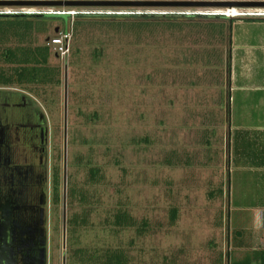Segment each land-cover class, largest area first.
Here are the masks:
<instances>
[{
    "label": "rangeland",
    "instance_id": "374dc122",
    "mask_svg": "<svg viewBox=\"0 0 264 264\" xmlns=\"http://www.w3.org/2000/svg\"><path fill=\"white\" fill-rule=\"evenodd\" d=\"M126 8L183 17L20 18L30 56L49 59L33 65L39 82L1 86L0 102L9 101L22 136L36 132L28 118L48 130L60 201L48 203L47 264H82L77 249L92 264L107 249H123L128 264H229L236 230L264 235L253 216L264 205V21L186 13L244 17L264 8ZM57 28L72 30L66 60L47 44ZM119 209L134 227L112 224ZM73 218L85 222L74 226ZM143 220L149 229L141 235ZM263 255L264 239L250 253Z\"/></svg>",
    "mask_w": 264,
    "mask_h": 264
},
{
    "label": "flooded vegetation",
    "instance_id": "af4514ba",
    "mask_svg": "<svg viewBox=\"0 0 264 264\" xmlns=\"http://www.w3.org/2000/svg\"><path fill=\"white\" fill-rule=\"evenodd\" d=\"M9 105L0 102V264H38L40 250L45 248L47 255L56 168L48 167L44 121L33 125L28 118V129L36 132L22 136Z\"/></svg>",
    "mask_w": 264,
    "mask_h": 264
},
{
    "label": "trees",
    "instance_id": "16d2710c",
    "mask_svg": "<svg viewBox=\"0 0 264 264\" xmlns=\"http://www.w3.org/2000/svg\"><path fill=\"white\" fill-rule=\"evenodd\" d=\"M15 18H13V17ZM30 15L26 14H0V60H3L6 64H9L10 67H3L0 66V86H10V85H28V79L34 76L33 82H39L37 75H39V67H34V63L36 65L41 63H48L49 54H40L37 55L36 53H31L30 56V48L28 49V35L26 36L24 33L28 31L24 30V24L21 22V17H27ZM80 16V15H79ZM122 16H130L134 18H142V24H146L148 20H155L157 18H167V19H176L180 16V14H132V15H122ZM243 16V15H242ZM118 17V16H115ZM198 17L197 15L188 16V18ZM226 18L229 20V24L234 23V21L239 20H248V21H264V16H257V15H244V17H226V16H215L214 18ZM13 18V19H12ZM24 18V19H25ZM213 18V17H212ZM30 23H32L30 21ZM27 26V25H26ZM18 40V44L16 47H13L12 42L14 40ZM48 49V48H47ZM29 65V66H28ZM230 68V65H229ZM48 72V71H47ZM42 82V81H41ZM59 82V80H58ZM90 178L93 182L99 181L101 179L100 170L97 168H92L90 170ZM55 198L54 202L57 204L60 201V194H59V171L56 170L55 172ZM223 192V190H221ZM178 209L176 207L170 210V220L171 225H174L178 218ZM77 218V217H76ZM73 218L72 224L77 226L80 221L82 223L85 222L84 218H81L80 221ZM112 224L118 228H131L136 225L135 219L126 211L119 209L115 215ZM149 229V222L147 220H143L138 228L139 234H144ZM75 256L79 257L82 264H92L93 255L89 254L88 251L83 249H77ZM256 255V254H254ZM264 256V255H263ZM102 264H128V258L125 255L123 249H107L104 254H101ZM227 258L229 260V253L227 254ZM259 257L257 256H250L246 257L244 260L239 261H231L230 264H252L253 262H260L264 264V258L261 261H258ZM218 264L221 263V259L219 260Z\"/></svg>",
    "mask_w": 264,
    "mask_h": 264
},
{
    "label": "water",
    "instance_id": "95a60500",
    "mask_svg": "<svg viewBox=\"0 0 264 264\" xmlns=\"http://www.w3.org/2000/svg\"><path fill=\"white\" fill-rule=\"evenodd\" d=\"M0 7H220L264 8V1L206 0H0ZM59 29H56L58 32ZM38 264H47L46 249L40 250Z\"/></svg>",
    "mask_w": 264,
    "mask_h": 264
},
{
    "label": "built area",
    "instance_id": "2783aa9c",
    "mask_svg": "<svg viewBox=\"0 0 264 264\" xmlns=\"http://www.w3.org/2000/svg\"><path fill=\"white\" fill-rule=\"evenodd\" d=\"M0 9V14H26V15H69L75 17L82 16H122L132 14H142L135 11H130L126 7H20L19 9ZM163 14V13H162ZM165 14V13H164ZM187 15H202V16H228L227 12H222L219 9H206L200 12H187ZM237 15V14H235ZM264 16V14H243ZM73 34L71 31H61L48 40V45H53L56 54L61 59L66 60L71 52V40Z\"/></svg>",
    "mask_w": 264,
    "mask_h": 264
},
{
    "label": "crops",
    "instance_id": "0c3cea01",
    "mask_svg": "<svg viewBox=\"0 0 264 264\" xmlns=\"http://www.w3.org/2000/svg\"><path fill=\"white\" fill-rule=\"evenodd\" d=\"M1 87V86H0ZM254 219L257 222L258 226H262L264 227V205L262 207H260V211L255 213L254 215ZM237 231V236H233L232 238V252L230 255L229 252V264L231 263V261H239V260H244V258H242L243 253H249V257H250V253L254 250H258L260 248V246L262 245V241H263V236L258 237V235L249 232L248 235H246V237H243L242 232L246 231L245 229H238ZM259 241V242H258ZM231 250V249H230ZM252 264H263L260 262H253Z\"/></svg>",
    "mask_w": 264,
    "mask_h": 264
},
{
    "label": "clouds",
    "instance_id": "9594fccd",
    "mask_svg": "<svg viewBox=\"0 0 264 264\" xmlns=\"http://www.w3.org/2000/svg\"><path fill=\"white\" fill-rule=\"evenodd\" d=\"M236 16V15H235Z\"/></svg>",
    "mask_w": 264,
    "mask_h": 264
}]
</instances>
